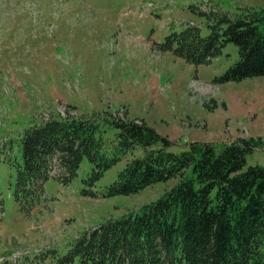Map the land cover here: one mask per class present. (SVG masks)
I'll use <instances>...</instances> for the list:
<instances>
[{"label": "rangeland", "instance_id": "rangeland-1", "mask_svg": "<svg viewBox=\"0 0 264 264\" xmlns=\"http://www.w3.org/2000/svg\"><path fill=\"white\" fill-rule=\"evenodd\" d=\"M260 9L264 0H0V264H57L84 230L138 211L178 182L103 196L126 163L143 155L136 146L93 185L84 183L92 173L84 157L67 184L49 177L40 195L20 204L21 136L53 116L145 121L176 153L193 141L260 137L263 147L247 154L244 169L264 167V76L218 81L239 59L232 42L198 65L159 47L172 30L192 23L206 36L216 18ZM116 132L104 134L108 156Z\"/></svg>", "mask_w": 264, "mask_h": 264}, {"label": "trees", "instance_id": "trees-1", "mask_svg": "<svg viewBox=\"0 0 264 264\" xmlns=\"http://www.w3.org/2000/svg\"><path fill=\"white\" fill-rule=\"evenodd\" d=\"M217 20L206 36L187 25L166 35L159 47L198 65L232 42L239 59L218 81L264 76V9ZM109 127L117 132L108 156L103 149ZM171 144L145 121L100 114L53 116L24 131L16 165L18 200L37 195L55 167L60 170L55 177L67 184L84 157L92 164L84 183L93 185L136 146L143 155L126 163L103 196L134 194L178 178L156 201L85 230L57 264H264V167L244 169L247 154L263 147L262 139L239 136L220 145L193 141L178 153L169 151Z\"/></svg>", "mask_w": 264, "mask_h": 264}]
</instances>
